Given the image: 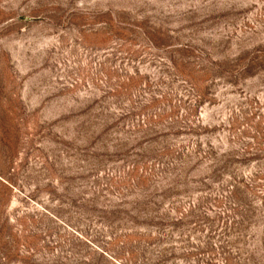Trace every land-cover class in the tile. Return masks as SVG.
I'll return each mask as SVG.
<instances>
[{
  "label": "rangeland",
  "instance_id": "374dc122",
  "mask_svg": "<svg viewBox=\"0 0 264 264\" xmlns=\"http://www.w3.org/2000/svg\"><path fill=\"white\" fill-rule=\"evenodd\" d=\"M0 264H264V0H0Z\"/></svg>",
  "mask_w": 264,
  "mask_h": 264
}]
</instances>
